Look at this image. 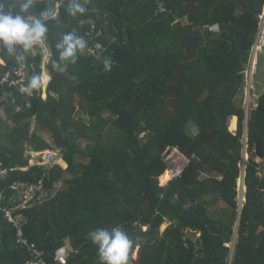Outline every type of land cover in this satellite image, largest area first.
Returning a JSON list of instances; mask_svg holds the SVG:
<instances>
[{"label": "trees", "instance_id": "1", "mask_svg": "<svg viewBox=\"0 0 264 264\" xmlns=\"http://www.w3.org/2000/svg\"><path fill=\"white\" fill-rule=\"evenodd\" d=\"M57 1L37 0L34 14ZM67 2L24 68L27 78L47 68L46 99L40 90L30 97L0 83V112L7 114L0 116V163L11 169L9 183L43 178L49 193L55 184L67 186L22 211L29 241L48 264L67 241L68 264H99L89 232L121 227L132 249L139 247L129 264H226L235 240L233 264H264V175L253 158L264 157V94L249 117L237 101L261 34L264 0H89L88 11L75 18ZM92 25L104 33L99 59L80 52L67 72L53 70L61 33L85 36ZM214 25L218 31H210ZM106 56L114 61L110 71L101 62ZM4 59L0 77L17 70ZM33 120L51 142L33 130ZM80 138L89 140L85 148ZM48 148L68 167L20 169L29 164L27 151ZM168 149L189 163L161 186V175L172 169ZM219 204L224 208L214 210ZM164 222L171 225L162 232ZM189 232H200V241ZM0 233V263L26 264L27 250L16 246L15 227L2 213Z\"/></svg>", "mask_w": 264, "mask_h": 264}, {"label": "clouds", "instance_id": "2", "mask_svg": "<svg viewBox=\"0 0 264 264\" xmlns=\"http://www.w3.org/2000/svg\"><path fill=\"white\" fill-rule=\"evenodd\" d=\"M89 0H68L66 11L70 17L83 16ZM37 0H0V64L10 58L17 69L26 67L29 53L34 47L43 48L48 39V22L58 17L55 4L49 2L38 14H34ZM83 23V21H81ZM88 46L84 36L76 32L61 33L55 48L58 59L51 61L52 69L63 74L77 62L78 53ZM99 59V57H98ZM105 71L114 63L111 56L102 59ZM51 80L47 73H33L20 91L27 96L44 88ZM89 239L97 248L99 264H129V252L133 240L121 227L96 228L89 232Z\"/></svg>", "mask_w": 264, "mask_h": 264}, {"label": "built area", "instance_id": "3", "mask_svg": "<svg viewBox=\"0 0 264 264\" xmlns=\"http://www.w3.org/2000/svg\"><path fill=\"white\" fill-rule=\"evenodd\" d=\"M64 0H58L55 2V6L58 11H60V7L62 6ZM58 18V17H57ZM219 25H214L210 27V31H218ZM103 30L98 29L95 25H92L91 28L86 32L84 36L88 42L87 48L81 52L82 54H86L87 56L99 57L101 56L105 50V45L100 41L103 37ZM264 47V15L262 16V24H261V34L258 38L257 44L254 46L253 52L255 53ZM47 51V50H46ZM0 83L3 85H8L10 87L17 86L20 89L26 85L27 77L24 69L22 70H14L7 71L5 75L0 77ZM46 88V87H44ZM32 97V96H31ZM36 156V162L40 165H48L55 157V151L51 149H45L42 151H37L34 153ZM173 171V169L171 170ZM180 172L178 173V175ZM9 175V169L0 167V177L6 178ZM12 190L16 195V204L13 208H2L0 206V210H3L6 214V217L9 219L11 223H13L16 227V243L19 246L25 247L28 253V260L26 264H48L44 259L43 252L36 247V245L30 243L24 236L23 231V220L21 216L16 215V212L19 210H24L30 206H32L37 200H39L40 194L43 193L44 185L43 180L38 183H26V182H13L11 185ZM144 231L148 229V227H142ZM68 254L64 249H60L57 254H55V259L52 264H68ZM233 254H230L227 258V264H233Z\"/></svg>", "mask_w": 264, "mask_h": 264}, {"label": "crops", "instance_id": "4", "mask_svg": "<svg viewBox=\"0 0 264 264\" xmlns=\"http://www.w3.org/2000/svg\"><path fill=\"white\" fill-rule=\"evenodd\" d=\"M257 52H258V51H257ZM260 52H261V53H259V56L257 55L256 58H255V56L252 55L251 61L253 60L252 66L255 64V67H256V64H258L257 66H260V67H258L257 69H258V70L260 69V71L263 72V71H264V59H261L262 56H260V55H264V49L262 48V51H260ZM48 55H49V52L47 51V55H46V57H45V62H46V63H47V61H48L49 58H50V55H49V57H47ZM259 57H261V58H259ZM260 59H261V60H260ZM258 62H260V64H259ZM2 65H5V63H3ZM247 68H248V67H247ZM252 72H253V70H252ZM258 72H259V71H258ZM47 74H48V73H47ZM263 81H264V73H263ZM2 85H3V84H2ZM3 86L6 87V88H11L10 86H8V85H6V84L3 85ZM15 87L20 91V88H19V87H17V86H15ZM20 93H21V91H20ZM21 94L26 96V94H24V93H21ZM263 94H264V82L262 83V89H260V95H259V98H260ZM3 101H4V102H8L7 96H4V97H3ZM258 101H259V99H258ZM249 103H250V106H251L252 98H251V101H250ZM29 105H30V103L28 104V106H29ZM256 105L258 106V103H257ZM250 106L248 105V107L246 106V108H245L246 113H247V117H249V114H250V110H251V109H250ZM3 109H4V108H2V110H3ZM21 109H22V107L19 106L16 110H17V111H21ZM2 110H1V111H2ZM5 119H7V117H6ZM46 140H47V139H46ZM47 141H48V140H47ZM247 141H248V140H245V143H247ZM48 142H51V141H48ZM48 149H49V148H48ZM51 150H52V151H55V150H53V149H51ZM171 150L178 151V152H179V155L181 156V160H182V162H184V163H183V166H182V165H180V166H178V167L174 166V167H176V168L172 167L173 171H171L172 169L168 170V171L170 172V174H172V175L170 176V178H169V181L172 180L173 177H175L176 175H178L179 172L182 173V171L184 170V168H185V167L187 166V164L189 163V158H187V157H186L183 153H181L178 149H171ZM35 152H37V151H27L26 155H27V157H29V164L20 167L21 170H23V171H28V170L30 169V167H32V166L40 165V164H38V163L36 162V156H34V153H35ZM243 154H244V161H245V162H244V165L246 166L245 163H248V162H249V159H250V157H251V155L247 152V144H246V149L244 150ZM253 158H254L255 163L257 164V168L259 169L260 174L263 176V175H264V157H261V156L255 155ZM54 163H61V164L63 165L64 168H67V167H68V164H67L63 159H61L59 156H55V157H53V160H52L51 163L48 164L47 166L50 167V166H52ZM41 166H42V165H41ZM0 167L8 168V167L4 166L2 163H0ZM8 169H9V175H8L6 178H2V177H0V184H1V183L4 184L3 187L0 186V206H1L2 208H13V207L15 206V204H16V195H15L14 191L12 190L11 185H12L13 182H16L17 180H16V181H13V182H11V183H9V177H10L11 169H10V168H8ZM70 176H71V175H70ZM42 180H43V178H42ZM169 181H167V183H166L164 186H166V185L168 184ZM17 182H23V181H17ZM26 183H27V182H26ZM30 184H31V183H30ZM59 184H61V183H59ZM59 184H55V185H54V188H53V192H50V193H49L48 190L45 189V186H44L43 193L40 194V196H39V197H40L39 200H37L34 204H36V203H38V202H43V200H45V199L47 198L46 194H47L48 196H52V195L54 194L55 191H58L57 186H58ZM43 185H44V183H43ZM161 186H163V185H161ZM60 189H62V188H60ZM60 189H59V190H60ZM63 189H64V188H63ZM8 191H11V194H10V195L7 194ZM238 191H239V197H238V200H239V204H240V206H241V211H242L243 206H244V203L246 202V193H247V187H246V185H245V170L243 171L241 177L239 178V182H238ZM45 197H46V198H45ZM222 206H224V205H223V204H222V205L219 204V205H217V206L214 208V210H217L219 207H220V209H223L224 207H222ZM30 207H31V206H30ZM30 207H28V208H30ZM26 209H27V208H26ZM22 211H23V210H19V211H17V212H16V215L21 216V219L23 220L22 225H23V231H24V227H25V224H26V218L24 217ZM0 213L3 214L4 218L8 221L9 224H11L12 226L15 227V225H14L13 223H11V222L9 221V219L6 217V214H5V212H4L3 210H0ZM240 215H241V214H240ZM164 225H165V227H164V230H165L168 226L171 225V223H169V222H164ZM147 230H148V229H147ZM147 230H146V231H147ZM164 230H161V231L164 232ZM15 231H16V227H15ZM236 232H238V227H237ZM188 235H189L191 238H193V240H194L195 242L200 241V238H201V233H200V232H189ZM24 236H25V238L29 241V239L26 237L25 231H24ZM236 238H237V237H236ZM29 242H30V241H29ZM30 243H32V242H30ZM15 244H16L17 247H19V248H21V249H26L25 247L19 246V245L16 243V233H15ZM32 244L36 245L35 243H32ZM36 247H38V246L36 245ZM136 247H137V246H136ZM227 247H229L230 249H232V251H230V254H233V255H234V254H235V247H236V240H235L233 243L228 244ZM138 248H139V247H138ZM1 249H2V245H1V233H0V251H1ZM39 249H40V248H39ZM63 249H64V251H66V253H67L68 256L70 257L71 253L73 252V248H72V246H71L70 241H67V243H66V245L63 247ZM197 249H198V248H197ZM40 250H41V249H40ZM131 250H132V249H131ZM41 251H42V250H41ZM138 251H139V250H138ZM42 252H43V251H42ZM230 254H229V255H230ZM229 255H228V257H229ZM69 257H68V258H69ZM137 257H138V253L136 254V258H132V259H133V260H136ZM228 257H227V258H228ZM233 258H234V257H233ZM0 264H1V263H0ZM226 264H227V262H226Z\"/></svg>", "mask_w": 264, "mask_h": 264}, {"label": "rangeland", "instance_id": "5", "mask_svg": "<svg viewBox=\"0 0 264 264\" xmlns=\"http://www.w3.org/2000/svg\"><path fill=\"white\" fill-rule=\"evenodd\" d=\"M263 49H264V47H263ZM260 51H262V49L258 50V52L255 53V58L257 57V55L259 56V53H261ZM260 56H262V58L261 57H259V58L264 59V55H260ZM47 57H49V55ZM252 63H253V60L250 61L249 65L247 66L248 68L245 71V74H246L245 86H244L242 93L237 98V101L241 105H243L244 108H246V106L248 107V105L250 106L249 102L251 101V98H252V103L250 106V109H251L250 112L254 111L257 108L256 104L258 103V99H259V95H260V89H262V83L264 82L263 81L264 71L261 72L260 69L259 70L257 69L258 67H260V66H257L258 64H256V67H255V64L252 66ZM258 63L260 64V62H258ZM252 70H253V72H252ZM43 73H47L46 67H44ZM40 93H41L42 97L44 99H46V97H47L46 88H44L43 90H40ZM0 116L4 119L7 117V114H6L4 109L0 112ZM32 128H33V130L36 129L38 131L39 135H41L42 137H44L48 141H51V138L48 135V133L41 130L40 127L35 123L34 120L32 121ZM80 143H81L82 147L85 148L87 143H89V140H86L85 138H83V139L80 138ZM59 155H60V152L58 150H55V156H59ZM254 156H255V154L253 155V157ZM166 157L169 160V162L171 163L172 167H174V166L178 167L180 165L183 166L184 162H182L181 156L179 155L178 151L169 150ZM176 167H174V168H176ZM171 175L172 174H170V176ZM65 177H70V174L66 173ZM161 177H162V175H161ZM161 177H160V184L164 186L165 184L162 183ZM66 187L67 186L64 185V183L62 182L61 184H59L57 186V189L58 190L60 188L65 189ZM46 196L48 197L47 194H46ZM164 227H165V225H163L161 227V230H164ZM138 250H139L138 247H135L134 249L130 250L129 254L132 252L131 253L132 258H136V254L138 253Z\"/></svg>", "mask_w": 264, "mask_h": 264}, {"label": "water", "instance_id": "6", "mask_svg": "<svg viewBox=\"0 0 264 264\" xmlns=\"http://www.w3.org/2000/svg\"><path fill=\"white\" fill-rule=\"evenodd\" d=\"M104 29H105V32H106L107 37L109 38V41H112V40H113V36H112L111 33L109 32V28H108L106 25H104ZM169 150H171V149H168V150L166 151L165 158H166V156H167Z\"/></svg>", "mask_w": 264, "mask_h": 264}, {"label": "bare ground", "instance_id": "7", "mask_svg": "<svg viewBox=\"0 0 264 264\" xmlns=\"http://www.w3.org/2000/svg\"><path fill=\"white\" fill-rule=\"evenodd\" d=\"M169 173L170 172L167 170L164 174H162V177H161L162 183L166 184V182L169 180V178H170V174Z\"/></svg>", "mask_w": 264, "mask_h": 264}]
</instances>
